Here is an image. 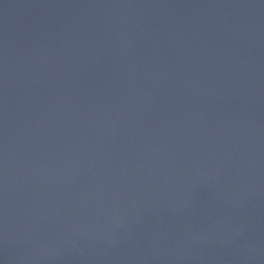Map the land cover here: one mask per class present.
<instances>
[{
    "label": "water",
    "instance_id": "1",
    "mask_svg": "<svg viewBox=\"0 0 264 264\" xmlns=\"http://www.w3.org/2000/svg\"><path fill=\"white\" fill-rule=\"evenodd\" d=\"M0 264H264V0H0Z\"/></svg>",
    "mask_w": 264,
    "mask_h": 264
}]
</instances>
